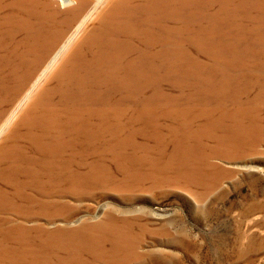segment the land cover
<instances>
[{
  "label": "rangeland",
  "instance_id": "374dc122",
  "mask_svg": "<svg viewBox=\"0 0 264 264\" xmlns=\"http://www.w3.org/2000/svg\"><path fill=\"white\" fill-rule=\"evenodd\" d=\"M96 1L0 0V74L19 88L69 18L73 33L74 7L85 15ZM109 1L71 45L112 20L108 9L94 23ZM200 1L183 36L173 32L166 64L156 47L157 71L136 94L123 87L105 101L76 100L84 112L108 110L102 125L91 120L87 134L93 116L68 113L75 127L55 128L61 153L74 140L73 175L46 188L43 212L20 221L28 250L18 264H264V0ZM14 106L0 105L3 118Z\"/></svg>",
  "mask_w": 264,
  "mask_h": 264
},
{
  "label": "bare ground",
  "instance_id": "6f19581e",
  "mask_svg": "<svg viewBox=\"0 0 264 264\" xmlns=\"http://www.w3.org/2000/svg\"><path fill=\"white\" fill-rule=\"evenodd\" d=\"M56 1L63 7H71L78 0ZM102 1L97 0L85 15V9L74 7L78 9L71 15L72 22L77 21L73 33L67 34L72 24L69 18L65 21L67 29L51 34V41L37 57L36 64H41L42 68L21 76L19 88L11 86L15 82L13 74H0L1 104L15 103L5 118L0 109V213L12 212L16 216L13 222L0 217V264H18L16 260H22L28 244L22 243L25 227L20 221L33 218V210L43 212L48 205L43 197L52 194L51 187L46 189L49 185L70 181L67 174L70 175L75 165L74 154H71L74 140H69L66 147L70 154L61 153L62 136L53 135L56 129L67 133L75 127L77 121L68 120L65 115L87 113L93 116L87 123L89 127L86 125L84 129L87 134L94 124L91 120L98 119L100 125L106 121L108 110L84 112L76 100L93 94L104 97L105 101L108 95L123 87L132 88L136 94L143 88L141 82L152 80L157 71L156 47L162 46V62L166 64L173 32L179 29L180 37L183 36L188 7L200 0H110L94 23L100 21L108 9H111L112 20L94 27L83 38L90 28L82 27L91 21L92 11ZM79 32H83V36L71 45ZM46 34V31L39 32L41 38ZM65 50L68 51L63 55ZM3 52L0 39V67L8 60ZM24 84L27 89L22 91ZM124 100L128 101L122 96L116 105L117 116ZM14 114L18 115L17 120L19 117L17 123L13 121ZM64 169L68 173L63 174Z\"/></svg>",
  "mask_w": 264,
  "mask_h": 264
}]
</instances>
